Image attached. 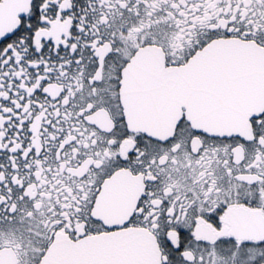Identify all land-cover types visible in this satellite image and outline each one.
Segmentation results:
<instances>
[{
    "label": "snow or ice",
    "instance_id": "6c2138e0",
    "mask_svg": "<svg viewBox=\"0 0 264 264\" xmlns=\"http://www.w3.org/2000/svg\"><path fill=\"white\" fill-rule=\"evenodd\" d=\"M0 264H264V0H0Z\"/></svg>",
    "mask_w": 264,
    "mask_h": 264
}]
</instances>
